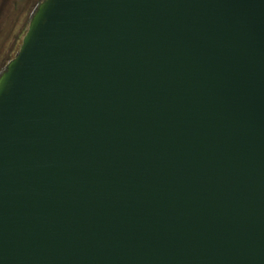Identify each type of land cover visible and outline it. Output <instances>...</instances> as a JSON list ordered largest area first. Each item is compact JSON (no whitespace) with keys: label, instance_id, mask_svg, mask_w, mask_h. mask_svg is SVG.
I'll list each match as a JSON object with an SVG mask.
<instances>
[{"label":"water","instance_id":"1","mask_svg":"<svg viewBox=\"0 0 264 264\" xmlns=\"http://www.w3.org/2000/svg\"><path fill=\"white\" fill-rule=\"evenodd\" d=\"M0 264H264V0H40L0 71Z\"/></svg>","mask_w":264,"mask_h":264},{"label":"flooded vegetation","instance_id":"2","mask_svg":"<svg viewBox=\"0 0 264 264\" xmlns=\"http://www.w3.org/2000/svg\"><path fill=\"white\" fill-rule=\"evenodd\" d=\"M40 0H0V35L4 36L0 43V52L14 55L20 48L22 38L28 26L33 4ZM31 10V11H30ZM6 38L9 40L6 41Z\"/></svg>","mask_w":264,"mask_h":264},{"label":"rangeland","instance_id":"3","mask_svg":"<svg viewBox=\"0 0 264 264\" xmlns=\"http://www.w3.org/2000/svg\"><path fill=\"white\" fill-rule=\"evenodd\" d=\"M35 6H36V4L34 3L33 6H32V9H31L32 11L35 8ZM32 11H31V13H32ZM31 13H30V15H31ZM3 39H4V36L3 35H0V43H2ZM7 40H9V38L8 39L6 38V41ZM13 55H14V52H12V54H10V56L8 54H5V52H0V71L3 69V67L5 66V64L9 61V59Z\"/></svg>","mask_w":264,"mask_h":264}]
</instances>
